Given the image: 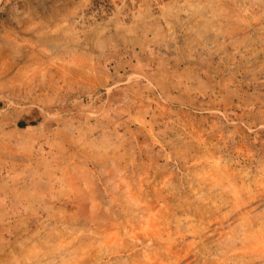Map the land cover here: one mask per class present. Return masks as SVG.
I'll use <instances>...</instances> for the list:
<instances>
[{"label": "rangeland", "instance_id": "374dc122", "mask_svg": "<svg viewBox=\"0 0 264 264\" xmlns=\"http://www.w3.org/2000/svg\"><path fill=\"white\" fill-rule=\"evenodd\" d=\"M0 264H264V0H0Z\"/></svg>", "mask_w": 264, "mask_h": 264}]
</instances>
